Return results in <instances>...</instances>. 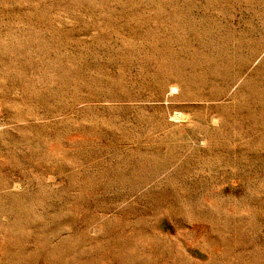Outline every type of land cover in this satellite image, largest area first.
I'll return each mask as SVG.
<instances>
[{
  "label": "rangeland",
  "instance_id": "rangeland-1",
  "mask_svg": "<svg viewBox=\"0 0 264 264\" xmlns=\"http://www.w3.org/2000/svg\"><path fill=\"white\" fill-rule=\"evenodd\" d=\"M0 264H264V0H0Z\"/></svg>",
  "mask_w": 264,
  "mask_h": 264
}]
</instances>
